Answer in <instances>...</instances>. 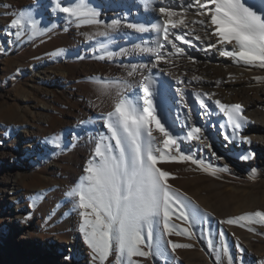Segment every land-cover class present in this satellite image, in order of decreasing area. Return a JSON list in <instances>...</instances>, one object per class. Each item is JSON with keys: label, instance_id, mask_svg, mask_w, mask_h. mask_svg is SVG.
Masks as SVG:
<instances>
[{"label": "rangeland", "instance_id": "374dc122", "mask_svg": "<svg viewBox=\"0 0 264 264\" xmlns=\"http://www.w3.org/2000/svg\"><path fill=\"white\" fill-rule=\"evenodd\" d=\"M99 1L98 3H103L102 0ZM63 3L68 6L69 0H63ZM90 3L99 13L98 19L103 21V24L77 27L75 22L68 20L67 14L56 9V0H0V264H44L43 255L37 259L26 243L30 238L23 236L32 232L34 235H40V239L49 244L50 241L53 242L51 235L55 232L65 236L71 230L77 232L80 237L74 253L67 251L65 247L68 244L64 247L54 244V248L49 247V251L42 250V254L54 257L59 263L64 256L67 258L64 264H101L99 259L93 260L92 250L80 231V210L65 196L84 175V168L91 157L85 149L83 134L87 133L88 128L99 132L96 129V120L78 115L76 97L79 94H87L91 98L88 103L83 104L85 107L93 102L104 103L107 97L99 95L96 86L88 78L126 77L131 64L141 65L143 61L140 55H116L111 59L106 57V51L131 49L136 43H133L131 33H116L117 28H105V25L111 24L113 20H125L119 18L125 8L123 3L117 1L113 10L108 9L104 3L99 7L98 3ZM25 11L31 12L39 22V27L47 31L33 36L30 26L25 24L21 29L24 34L20 39L15 35H8V31H16L7 28L10 21ZM128 12L133 13V10L129 9ZM102 31H107L109 35H98ZM125 38L132 43L123 41ZM102 43L107 45L106 50L100 47ZM101 56H105V59H98ZM45 58L51 61L46 67L50 71L73 68L76 73L73 83L62 88V84L51 79L35 76L37 64ZM168 60L170 61L169 58ZM165 63L167 65L163 71L173 75L175 79L174 84L169 85H173V88L175 85V88L181 90L179 94H182L186 106L189 103H199L197 93L201 96L203 93L213 95L211 99H206L207 108L199 104V112L203 116L208 114L204 121L188 113L179 116L165 113L157 95L152 96L156 107L155 114L173 135L179 138L182 151L194 154L195 158L203 160L206 165L211 164L215 169L227 170L217 171L213 176L191 162L159 163L158 166L175 174L176 178L169 181L173 187L186 194L201 209L211 213V216L207 218L206 226L191 227L177 216H173L172 223L178 227H190L194 235H164L161 223L156 228L153 247L150 249L153 254L135 259L139 260L140 264H229L230 256L232 264H264V225H253L257 231L251 232L238 225L220 223L228 217L246 212L264 211V152L255 151L249 159H242L250 153L245 140L242 139L246 134L242 131L236 134V141L229 145L222 134L215 133L213 128L222 132V127L230 125L227 116L220 111L215 101L219 100L223 104L237 103L228 99L229 94H222L217 85L211 90L202 87L199 81L204 76V67H198L190 60L183 67L173 61ZM148 72L144 75L150 74L154 81L161 76L158 71ZM255 77H264V71H258ZM127 79L135 86L140 83L142 76ZM151 88H155V83ZM133 91L137 96L142 94L137 87H134ZM25 96L29 97V100H23ZM43 105L48 108H43ZM215 111L218 114H213ZM46 116H50L52 120L46 122ZM27 125L36 129L39 139L34 149L27 147L25 150L19 146L21 142L18 130ZM193 126L212 135L213 142L218 144L217 154L201 153V149L193 145L194 141L185 139ZM76 127L82 131L79 136L82 140L79 143L75 142L70 134L71 129ZM46 128L54 129L52 136H62L60 147H54L48 141ZM101 132L106 134V129ZM154 134L160 140L159 146L163 150L162 137L159 133ZM4 155L16 156L27 179V185L15 195L13 201L14 206L19 203L26 215L25 220L29 225L24 231L11 228L8 222L10 209L6 204L8 194L5 192L4 180L9 171H13V167L9 168L3 164ZM252 169L257 170L255 179L250 178ZM39 193L43 195L38 197ZM205 227L210 231V235L204 230ZM169 240L192 244L193 247L179 248L173 252L168 244ZM222 245H226L227 253L222 251ZM145 250L149 249L146 247ZM103 264H116L114 251Z\"/></svg>", "mask_w": 264, "mask_h": 264}, {"label": "snow or ice", "instance_id": "6c2138e0", "mask_svg": "<svg viewBox=\"0 0 264 264\" xmlns=\"http://www.w3.org/2000/svg\"><path fill=\"white\" fill-rule=\"evenodd\" d=\"M144 2L146 8L151 7L150 0ZM249 2L250 0H176L175 7L159 8V13L164 14L162 27L156 24L150 27L144 24H128L127 28L137 33L155 31L159 34L162 31L164 43L158 42L156 47L162 49L165 44H171L175 52L168 55L178 56L184 53V49L173 43L170 36L191 46L192 40L186 37L192 33L183 32L182 35H176L172 30L183 31L188 24L203 26L210 20V25L214 26L212 34L218 37L216 43L231 46V50L225 48L221 55L232 57L236 63L243 62L245 65L264 68V8L256 11L254 6H249ZM56 9L67 14L68 20L75 22L77 27L99 26L104 23L98 19L99 13L91 6L90 0H69L68 6H65L63 0H56ZM189 9H195V15L202 18L186 19ZM25 24L30 26L33 36L47 31L39 27V22L34 19L31 12L25 11L10 21L7 28L16 31H8L7 34L20 39L24 34L21 29ZM120 26L121 21L113 20L111 24L105 25V28L116 29ZM98 35L108 36L109 33L102 31ZM195 39L200 40L201 37L197 35ZM100 47L106 50L107 45L102 43ZM209 47L215 48L216 45L211 44ZM134 53L151 55L154 49L136 44L131 49L121 48L119 52L106 51V57L111 59L116 55ZM98 59H105V56ZM162 60L171 62L167 61L162 52H155L152 66L159 67ZM147 68L146 64H131L126 77L88 78L96 86L99 95L113 99V107L112 110L100 114L107 134L98 135L93 153L84 168V175L65 193V196L74 202L76 209L80 210L79 215L82 218L80 231L92 250L93 260L99 259L101 264L113 251L116 255V264H140L135 258L153 254L150 249L153 247L156 228L161 223L164 235L189 237L194 235L190 230L191 226L207 225V218L211 213L201 209L186 194L174 188L169 181L176 178L175 174L158 166L159 163L191 162L213 176L217 171L227 170L215 169L211 164L206 165L203 160L195 158L194 154H186L181 150L179 138L174 136L155 114L156 107L152 99L154 93L151 88L155 81L152 76L141 73L142 80L135 86L127 79L134 77L140 69ZM254 79L259 81L264 80V77ZM134 87L142 94L137 96L133 91ZM212 95L203 93V96L209 99ZM196 97L201 107L207 108L201 94L197 93ZM215 104L227 116L234 130H239L250 122L243 114V105L223 104L219 100H216ZM200 131V128L193 126L185 139L199 140ZM154 133H159L162 137L163 150L159 146L160 140ZM61 139V135L53 134L48 141L54 147H60ZM242 139L251 143L248 137ZM253 155L254 153H249L242 159L247 160ZM256 175L257 170L252 169L250 178L255 179ZM42 195L43 193L37 194L38 197ZM173 216H177L190 227H178L172 223ZM220 223L238 225L256 232L257 229L252 226L264 225V211L246 212L228 217ZM204 230L211 234L207 227ZM168 244L173 252L179 248L193 247L192 244L176 243L171 240ZM146 247L149 250H145ZM221 249L227 253L226 245H222ZM228 260L229 264H232L230 256Z\"/></svg>", "mask_w": 264, "mask_h": 264}, {"label": "bare ground", "instance_id": "6f19581e", "mask_svg": "<svg viewBox=\"0 0 264 264\" xmlns=\"http://www.w3.org/2000/svg\"><path fill=\"white\" fill-rule=\"evenodd\" d=\"M90 1L94 5H97L96 3L100 2L99 0ZM102 1L105 6L109 7L108 9L110 10L115 8L114 5L117 3V1H120L125 6L123 12L119 15L120 19L125 20L122 21L121 26L115 30L116 33H121L123 31L131 33L130 36L133 37V43L152 47L154 49V53L151 55L138 53L131 54L132 56L140 55L141 60L143 61L141 64L148 65L147 69H140L132 78L135 79L141 75V73L144 75L148 71H158L161 74V76L155 81V88L152 90L154 93L153 95H157L159 101L162 102V109L165 113H173L175 116H179L180 114L185 115L188 113L200 120L208 118V114L203 116L199 112V103H189L186 106L184 104V100H182V94H179V91H177L175 85L174 88L173 85H169L174 84L173 81L175 79H173V75L163 71L164 67L167 65V63H165L166 61L163 60L161 63H159V67L152 66L155 59V52H162L166 58H169L170 61H173L182 67L185 66L189 60L190 62L197 64L198 67H204V76L201 77L199 81L202 87L211 90L217 85L218 90L222 94H229L228 99L230 101L243 105V114L247 116L248 120L250 121L249 123L244 124L239 130H234L230 125L226 126V128L222 127V132L216 128H213L215 133L217 132L219 135L222 134V137L225 139V141L231 145L234 143L236 134H239L242 131L244 134H246V137L251 140V143L245 141L246 148L250 153H255V151H259L260 153L264 152V81H258L254 79L255 73L258 71H264V68H260L259 66L245 65L243 62L236 63L232 57L221 55L220 53L225 50V48L231 50V46H222L221 44L216 43L218 37L212 34L214 26L210 25V20L207 21L203 26L199 24H188V26L184 28L183 31L179 29L172 30L176 35H182L183 32L192 33L191 36L186 37V39L192 40L191 46L185 44L183 41L174 40V38L170 36V39L173 40V43L184 49V53L178 56L168 55V53L175 52V49L171 46V44H165L164 48L162 49L156 47L158 42L164 43L162 31L159 34L155 31L152 33H137L135 30L127 28L128 24H144L145 26L149 27L153 24H156L162 27L164 14L159 13V8L175 7L176 0H150L151 7L149 8L145 7L144 0ZM103 3H98L100 5L97 7L101 6ZM249 6H254V10L259 11L261 8H264V0H250ZM129 9H132L133 13H129ZM105 10H107V8ZM136 14L139 15V17ZM200 18L202 17H197L195 15V9H189L186 13V19L188 20ZM173 19H178V17H173ZM1 22L4 23V21ZM197 35L201 37L200 40L195 39ZM123 41L132 43L126 38ZM211 44H215L216 47H209ZM50 63L51 61L46 58L40 61L37 64L35 76L43 79H51L53 82L62 84V88H65L73 83V80L76 77V73L73 68L55 69L50 71L46 68L48 65H50ZM218 81L219 83H217ZM201 98L205 100V103H208L206 96H201ZM89 99L91 98L87 94H79L76 97L78 115L82 116L83 118L94 119L98 124V128L96 129H98L99 132H97V130L88 128L86 129L87 133H85V135L83 134L82 137L86 145L85 149L89 156H91L95 148L94 144L96 143L98 134H100V132L105 129L103 127L100 114L102 112L106 113L112 109L113 99L111 97H107V100L104 103L102 102V104L93 102L89 103V105L86 107L83 106V104L88 103ZM23 100L27 101L29 100V97L25 96L23 97ZM43 108H48V106L43 105ZM213 114H218V112L215 111ZM45 119L46 122H50L52 120L50 116H46ZM78 128L79 127H76L74 130H78ZM74 130L71 129L70 134L72 135L73 140L79 143L80 140H82L79 137L82 131ZM53 132V128L45 129V134L48 138L52 136ZM18 135L20 137L19 141L21 142L19 146L24 147L25 150L27 147L34 149L38 144L39 136L37 135L36 129H34L32 126H23V128L18 130ZM198 135L200 136V139L194 141L193 145L199 147L201 149V153L211 152L214 155L217 154L219 151L218 144L213 142V138L211 137L212 135L206 132V130H201ZM3 164L9 168L13 167V171H9V174L4 180L5 192L8 194L6 204L10 209L8 222L11 228L24 231L29 225L25 220L26 215L23 213L19 203L14 206L13 201L15 200V195L20 193L22 188L27 185V179L23 174V169L21 168L22 164L18 161L16 156L11 155L10 157H7L4 155ZM51 236L53 238V242L50 241L49 244H46V242L42 241V239H40V235H34L32 232H29V235L23 236V238H30V240L26 243L31 248L33 255L37 259L43 255L44 260L42 261L44 264H64L63 262L67 260L66 257L63 256V259H61L62 262L59 263L56 262L54 257L50 258L46 254H42V250L49 251V247L54 248V244L61 247H64L65 244H68V246L65 248L70 253H74L78 247L77 245L80 237L74 230H71V232H68L65 236L60 232H55V234Z\"/></svg>", "mask_w": 264, "mask_h": 264}]
</instances>
